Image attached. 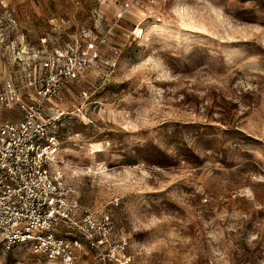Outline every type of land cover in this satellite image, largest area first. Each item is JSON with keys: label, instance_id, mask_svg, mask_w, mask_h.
I'll return each instance as SVG.
<instances>
[{"label": "rangeland", "instance_id": "rangeland-1", "mask_svg": "<svg viewBox=\"0 0 264 264\" xmlns=\"http://www.w3.org/2000/svg\"><path fill=\"white\" fill-rule=\"evenodd\" d=\"M62 48L98 56L63 87L59 167L112 219V259L74 264H264V0H0V86Z\"/></svg>", "mask_w": 264, "mask_h": 264}, {"label": "built area", "instance_id": "built-area-1", "mask_svg": "<svg viewBox=\"0 0 264 264\" xmlns=\"http://www.w3.org/2000/svg\"><path fill=\"white\" fill-rule=\"evenodd\" d=\"M62 49L27 63L23 81L9 77L0 86V248L29 244L49 261L74 264L84 243L106 262L113 255L111 216L83 206L59 167L63 87L98 51Z\"/></svg>", "mask_w": 264, "mask_h": 264}]
</instances>
